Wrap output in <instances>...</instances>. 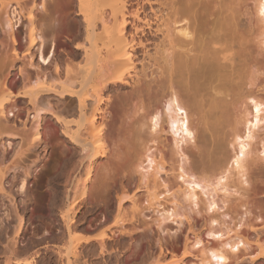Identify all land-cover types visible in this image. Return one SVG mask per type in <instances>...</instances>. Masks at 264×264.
<instances>
[{
  "label": "bare ground",
  "instance_id": "6f19581e",
  "mask_svg": "<svg viewBox=\"0 0 264 264\" xmlns=\"http://www.w3.org/2000/svg\"><path fill=\"white\" fill-rule=\"evenodd\" d=\"M45 1L0 0V25L7 34L6 40L0 43L4 54H0L4 58L1 65L8 70L4 73L6 70L0 67V89L6 88V92L18 83H23V87L32 84L23 91L20 88L13 95L7 90L6 98L2 96L0 129L10 126L7 125L10 118L22 111L18 102L23 98L30 106L26 108L28 116L22 120L23 127L29 134L33 131L28 139L30 146H36L41 142L43 116L53 114L56 120L61 119L52 98H57L58 104L68 97L76 98L78 122H63L71 124V128L73 124L76 127L74 130L66 128L65 133L69 141L82 149L83 158L89 160L88 179L103 165L99 164L98 158L106 157L107 149L100 150V145L104 143L102 141L106 142L109 107L114 97L120 112L119 125L114 129H133L139 137L140 156L127 169L129 175L131 172L139 173V184L129 197L133 212L138 208L136 197L144 189L147 202L154 206V212L160 213L162 220L173 217L175 221L178 217L180 221L185 219L190 228H195L198 222L189 213L186 201L197 206L198 193L207 195L202 206L206 226L202 234L194 233L192 242L187 239L191 243H185L180 259L174 256L168 261L162 250L164 243L159 237L160 251L152 250L150 255L147 254L149 259H154L151 260L153 262L148 259V264H186L185 258L191 255L198 260L192 264H231V258L249 252L254 245L261 248L260 256H264V240L260 236L264 232V207H258L259 214L255 216L248 201L250 192L258 195L257 182H264V135L259 133L264 123V57H257L249 47L250 40L259 37L258 47L264 49V0H255L253 14H249L252 12L246 0L245 3L239 0L236 4L232 0H220L223 2H220V13L212 25H206L204 15V22L201 19L204 10L200 0H72L76 16L80 17L73 21L74 36L63 41L65 47L61 51L54 44L47 55L43 52L47 40L41 27L47 22L44 19L41 21L45 23L39 21V16L46 18L50 14ZM12 6L13 12L10 10ZM244 13H248L250 18L255 13L262 22L254 30L250 23L252 18H249L251 27L248 20H244L251 31L253 28L249 34L247 27L252 39L242 33L246 31L241 19ZM18 23L25 26L24 43L16 31ZM254 33L258 35L252 37ZM35 48L38 61L34 58ZM81 59L82 67H79ZM75 60L80 61L77 66ZM46 79H54L53 82L58 83L52 87L50 84L38 85ZM111 142L114 143L112 148L118 146L116 137H112ZM188 142L198 148L199 162L204 169L211 171V175L198 176L191 167L188 168L187 164H196L190 159L186 148ZM229 145L232 146V154L228 153ZM189 160L191 162L188 163ZM5 168H0V183L9 171ZM173 172H176L177 179L182 180L177 186L171 181ZM232 176L237 177L236 183L243 190L238 204L241 217L233 228L227 223V218H230L227 197ZM24 185L22 182L20 188ZM197 188H201V192H197ZM261 194L264 195V190ZM125 199L121 198L119 206ZM163 201L172 207H165ZM77 202L74 199L72 204ZM178 208L184 209L181 210L184 213H179ZM70 210L68 208L60 214L66 230L73 233L74 215L71 216ZM252 217L260 226H251ZM122 222L120 218L114 224L111 222V225L121 228V234L126 232L120 225ZM117 230L113 236L110 234L113 239L120 237L116 236ZM22 231L20 223L16 236L4 247L7 256L4 264L35 262L34 257L12 258L19 244L17 237ZM126 234H129L131 242L137 241L136 234ZM105 237L104 232L67 236L68 242L74 243L75 247L80 242L100 239L104 248ZM192 249L201 253V257ZM59 252L61 257L63 254ZM76 252L72 253L73 257ZM83 254L86 256L87 252ZM68 257H65V264H76L81 259L75 256L80 258L74 260L75 263L73 257ZM144 261L147 259L143 264Z\"/></svg>",
  "mask_w": 264,
  "mask_h": 264
},
{
  "label": "rangeland",
  "instance_id": "374dc122",
  "mask_svg": "<svg viewBox=\"0 0 264 264\" xmlns=\"http://www.w3.org/2000/svg\"><path fill=\"white\" fill-rule=\"evenodd\" d=\"M200 1L202 6L205 8L204 9L202 7V9L204 10H202L204 14L203 12H201V19L204 15L206 25H212V23H214L215 20H217L216 18H218L219 16V7L221 1ZM232 1H235V4L239 2V0ZM232 1L229 0L228 2ZM246 1V3L250 5V11L252 12L249 14H253V12L255 11L253 9L255 7V0ZM45 2L47 3V7L49 6V17L46 16V18H41V16H39V13L38 16L40 17L39 21L41 23L47 22L50 25L53 24L52 26H50L49 24V26H47V23H45V25L47 26L46 28L44 24L43 26H41L39 23V25L44 29L43 33L46 37L45 39L47 40L45 41L46 44L43 48L44 54L47 55L54 44L57 46L58 51H61V49L65 47L63 41L66 42L74 36L72 35L74 31V28L72 27L75 23L73 21L80 17L76 16L77 13L75 12L76 10L73 6L72 0H46ZM222 3L223 2H221V4ZM13 8L14 6L10 7V10L12 11ZM244 14L243 16H241V19L243 20V22L247 19L248 21H246L248 24L252 23L254 30H257L262 25L261 20L255 13L251 16L252 19L250 18L248 13ZM249 18L252 20L251 22ZM41 19H44L45 22L41 21ZM202 21L204 22L203 19ZM246 21L244 22V25L242 22V25L245 26L244 29L246 30L242 33L248 38L252 39L251 36H249L247 33L248 28L250 30V27L252 25L250 24L249 27L245 24ZM243 26L241 27V30ZM49 27L50 29L48 30ZM24 29L25 26H21L18 23L16 31L17 33L19 32V39L23 43L24 39L22 37L25 33ZM252 31L250 30L249 34H251ZM254 32L258 33L259 31ZM262 32H264V30H262ZM256 33H254V36L252 37H255ZM6 35L0 25V43L6 40ZM256 38L257 37L250 40L249 47L254 51V54L257 57L261 58L264 57V49L258 47L257 40L259 37L257 39ZM34 51H36L34 58H36V60L38 61L36 48L34 49ZM0 54L4 56V54L1 52V46ZM2 55L0 56V62H2L1 60H4ZM36 60L35 63H38L36 62ZM80 61L75 60V65L80 62V66H78L82 67V59ZM3 62L0 63V67L4 71L6 70V67H2L1 64H3ZM7 71L8 70L4 71V73H7ZM53 81L55 80L46 79L40 81V84L38 85L42 86L43 84H46L44 86H48L50 84L49 86L52 87V84L54 85L55 83H58ZM41 82L43 83L41 84ZM30 85L32 86V84ZM30 85L27 86V84H24V86L27 87H30ZM12 87L7 89L9 90L10 95H13V93H15L16 91L19 92L20 88V90L22 91L24 88H27L23 87V83H20V85L18 83L17 85H13ZM80 87L81 86H79L78 89H80ZM4 89L6 88L3 87L2 91H0V102L2 96H4L3 98H6L7 96V90L5 92ZM3 92L5 93L3 94ZM19 100H21V102L23 101L22 103L18 102L19 108L22 110V113L20 112L21 114L19 113V115H17L18 117L14 116L10 118L7 125H10L11 127L5 126L6 128L0 129V168L4 170V168L6 167L5 169L9 170L8 172H6L7 174L2 179V184L0 183V264H4L6 261L5 259L7 256L4 253V247L8 243V241L12 240V238L16 236V231L20 223L22 224L23 231L22 234L17 237V241L19 240V247L16 245V250H14L15 255L13 254V257L11 255V257L13 259L17 258L21 260L24 258L34 257L35 262H33V264H65L67 259H65V257L69 256L68 258L72 259V253H75V251L77 252L74 255L79 256L81 259L78 257L74 258V256L72 260L76 261V259H80L79 261L83 262V264H143L144 259H147V261H144V264H148L149 260L154 261V259L148 258L151 254H149V252H152V250H157L158 252L160 251L159 241H157L159 237H161L160 239L162 240V244L164 243L162 250L164 255L166 256V260H170L174 256V258H176L177 256V259H180V255H182L185 251V243L187 241V243L192 242V240L194 239V233L202 234V232L205 230V213L204 210H202L204 208L202 206L204 204L203 200L207 195H201L202 193H198L199 202L197 206H194L193 204L191 206L190 201H186V204H188L187 209H190L189 213L192 214V216L198 222L195 228H190V225L187 221H185V219H181L183 221L182 222L178 217L175 218V221L173 217L169 219L163 218L162 220V217L159 216L160 213L158 215L157 212H154L152 210L154 206L151 203L147 202V197L146 193H144V189H141L136 197V199L138 200V208L133 212L130 202L131 198L129 197L132 195L133 190H135L136 184H139V173L131 172V174L133 175H129L127 169L129 167H132V165L137 161V158L140 156V148L138 145L139 137L133 129L125 127H122L120 130L114 129L119 125L118 119L120 114L116 104L117 101L114 97L109 107L110 117L107 121L109 122V129L107 128V131L105 133V136L107 135L106 142L102 141L104 143H101L102 145H100V150H102L103 148V150L107 149L106 157L100 159L98 158L99 164H103L100 166V169L101 167L103 168L101 169V171L100 169L98 171H94L88 179L86 177V171L89 160L87 158V160L83 158L84 153H82V149L80 147L74 145L71 141H69L70 139L65 133V129H70L72 125H66L64 124L66 122H63L72 120V122L75 124L76 121L79 120V114L78 112H76L78 111L76 108L77 99L68 97L63 101V103L59 102L58 104L57 98H52L54 105H57L55 107L58 113H56L61 116V119L62 117L64 118L62 120H56V117H54L53 114H45V116H43L42 118V128L40 130L41 142L36 146H30L29 144V139L33 131H30L29 134L28 129H24L22 123V120L26 119V117L28 116L26 108L30 106L27 104V102H25V99L23 100V98H20ZM61 109L64 110L62 111ZM194 121L196 122L197 119L195 118ZM74 124L71 128L72 130L76 128ZM263 124H261L263 128L259 129V133L261 135H264ZM109 131L110 133L112 132V134H110ZM9 133L11 134L9 135ZM112 137H114V139L115 137L117 138L116 144L118 146L114 145V148H112L114 144L113 142H111ZM8 142H10V145H7ZM4 144L5 146L7 145V148L4 146ZM258 147L260 146L258 145ZM186 148L189 151L190 159L196 161V164L194 166H191V163H189L191 161L189 160L188 163L190 165L187 164L188 168L191 167V169L198 176L211 175V171L209 169H204L199 162L200 160L197 156L198 148L192 142H188L186 144ZM227 150L229 154H232L233 149L231 145L228 146ZM82 160L84 165L82 164ZM104 164L106 165L105 167ZM144 171L145 169L143 170V172ZM173 173L174 174H172L171 176V181L174 182L177 186V184L182 183V180L175 177L176 172ZM161 176H163V174H161ZM235 178L237 177L232 176L230 179V195H228L227 197V211L229 212L230 217L227 218V223H229L230 227L232 228L241 217V210L238 204L241 198L240 194L243 192V190L239 189ZM22 182H24L25 185L21 189L20 185ZM120 187L124 189H121ZM161 188L162 187H160V189ZM256 189L258 190V195H255V192H250L248 194L249 206L255 216L259 214L257 208L264 207V195L261 194V191L264 190V182L258 181L256 184ZM235 191H237L238 193ZM197 192H201V188H197ZM123 197L126 199L123 200V203H121L122 206H119V201L121 200V198L123 199ZM74 199L78 201L75 205L72 204ZM163 203V205L167 208L172 207L169 203H166L164 201ZM163 205L160 209L163 208ZM68 208L71 209V216L73 217L74 215V227L72 228V230L75 228L73 230L74 235H99L104 232L106 233L107 237H105L106 239L104 238L105 248L104 246H102L103 242L102 244H100L102 241L100 239H94L89 242H80L76 247L74 243L72 244L71 242H68L69 239L67 238V236L70 237L71 234L73 235V233H69L66 230V227L63 223L64 221L61 218L62 211L66 212L64 210H67ZM181 210L182 209L178 208L179 213H184L182 212L184 209L182 211ZM117 215L118 218L123 221L120 224L124 226L123 232L124 230H126L127 233L130 232V234L133 236L136 234L134 237L137 241L131 242L129 240V234H126V232L121 234V228L119 229V226L111 225L118 219L116 218ZM75 218L77 224L75 223ZM251 221L252 222L249 221L251 226L252 224L255 227L260 226V223L257 224L255 217H252ZM74 224L77 226H75ZM132 228L135 230H132ZM248 228L249 227H247V229ZM115 230L118 231L116 233V236L119 235V239H113V237H111V235L113 236L115 234ZM66 232L70 236L67 235ZM260 236H262L261 239L264 240V232ZM188 238L191 242L187 240ZM58 250L61 251V254H63L62 259V256L60 255L61 257H59L58 255V253L60 254ZM78 251L82 252V254ZM85 252H87L88 255L86 254V256H84L83 253ZM260 252L261 248L254 245V247H252L249 252L245 251L244 253L231 258V264H264V256H260ZM193 253L201 257V253H199L195 249L193 250ZM79 261L75 263L79 264ZM184 261L186 264L198 262L197 258L193 257V255H191V257L189 256L185 258Z\"/></svg>",
  "mask_w": 264,
  "mask_h": 264
}]
</instances>
